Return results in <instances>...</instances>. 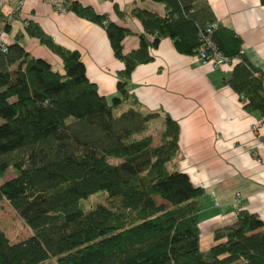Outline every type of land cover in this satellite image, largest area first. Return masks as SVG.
Returning <instances> with one entry per match:
<instances>
[{
  "label": "trees",
  "instance_id": "obj_1",
  "mask_svg": "<svg viewBox=\"0 0 264 264\" xmlns=\"http://www.w3.org/2000/svg\"><path fill=\"white\" fill-rule=\"evenodd\" d=\"M153 1L165 5L163 16L131 10L151 40L142 35L139 47L124 53L127 28L64 0L65 9L105 28L124 64L110 99L86 77L79 52L55 43L36 22L23 20L0 50V177L14 171L0 184V201L31 231L11 242L0 228V264H264V223L245 209L233 224L214 230L208 250L200 249L196 199L203 189L176 169L178 124L145 110L129 89L132 70L152 59L149 48L162 37L182 54L214 49L228 61L238 59L224 82L241 95L246 111L263 119L264 73L244 55L241 37L216 21L207 0ZM0 23L11 31L1 10ZM24 35L58 56L61 69L33 56ZM100 191L115 208L84 204Z\"/></svg>",
  "mask_w": 264,
  "mask_h": 264
},
{
  "label": "crops",
  "instance_id": "obj_2",
  "mask_svg": "<svg viewBox=\"0 0 264 264\" xmlns=\"http://www.w3.org/2000/svg\"><path fill=\"white\" fill-rule=\"evenodd\" d=\"M76 1L130 31L122 40L124 53L137 49L142 35L151 40L132 15L133 7L166 13L165 5L153 0ZM207 1L216 21L241 37L244 55L264 73L261 1ZM0 10L11 23L8 39L23 20L36 22L55 43L79 52L86 77L101 95L116 93L117 73L124 64L114 55L102 25L65 9L64 0H3ZM22 43L33 56L61 69V59L38 39L24 35ZM149 53L152 59L132 70L129 89L145 110L168 114L178 124L176 169L203 189L196 201L200 249L206 251L215 243L214 230L233 224L239 209L256 213L264 223V119L246 111L241 95L224 82L238 59L220 65L202 61L196 54L179 53L169 37L160 38Z\"/></svg>",
  "mask_w": 264,
  "mask_h": 264
},
{
  "label": "rangeland",
  "instance_id": "obj_3",
  "mask_svg": "<svg viewBox=\"0 0 264 264\" xmlns=\"http://www.w3.org/2000/svg\"><path fill=\"white\" fill-rule=\"evenodd\" d=\"M110 97L111 96H108V99H110ZM4 119V115L0 114V123H2ZM154 139L157 140L156 135H154ZM13 175V169L9 168L6 174L0 177V184L6 179L13 177ZM97 203H103L113 208L116 207V203L112 202L104 191L97 192L84 202L87 207ZM0 228L11 242L24 240L31 235L29 227L5 199L0 201Z\"/></svg>",
  "mask_w": 264,
  "mask_h": 264
},
{
  "label": "built area",
  "instance_id": "obj_4",
  "mask_svg": "<svg viewBox=\"0 0 264 264\" xmlns=\"http://www.w3.org/2000/svg\"><path fill=\"white\" fill-rule=\"evenodd\" d=\"M3 0H0V6ZM216 26L215 23L211 24L208 27V31H210L211 29H213ZM10 39H8L6 37V32H4L3 30H0V50L4 51L6 49V45L10 43ZM198 57L202 60H209L212 61L215 65H220L222 63L228 62V60L222 56L221 54H219L216 50L213 49V53L206 55V53L204 52V50H201L200 54L198 55Z\"/></svg>",
  "mask_w": 264,
  "mask_h": 264
}]
</instances>
